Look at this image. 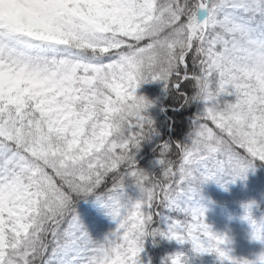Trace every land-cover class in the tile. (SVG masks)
<instances>
[{"label": "snow or ice", "instance_id": "1", "mask_svg": "<svg viewBox=\"0 0 264 264\" xmlns=\"http://www.w3.org/2000/svg\"><path fill=\"white\" fill-rule=\"evenodd\" d=\"M0 4V264H140L148 235L191 242L221 264H264L233 257L190 206L202 184L233 183L264 162V0ZM151 81L180 107L205 104L186 141L161 145L158 177L136 160L160 135L137 94ZM225 95L235 102L222 105ZM89 195L117 225L103 242L76 213ZM162 264L188 261L178 252Z\"/></svg>", "mask_w": 264, "mask_h": 264}, {"label": "rangeland", "instance_id": "2", "mask_svg": "<svg viewBox=\"0 0 264 264\" xmlns=\"http://www.w3.org/2000/svg\"><path fill=\"white\" fill-rule=\"evenodd\" d=\"M0 7H3V4H0ZM113 23L120 28L128 26L125 22L120 20H114ZM107 31V28L100 29L101 34L106 33ZM137 94L144 96L151 102L153 107H159L160 103H162V108L165 110L164 102L166 89L164 82L151 81L144 83L137 89ZM162 108L160 109V112H163ZM204 109L205 104L202 106L200 112L204 111ZM143 171L147 173L149 172V174L151 173L150 170L143 169ZM126 192L127 196L131 197L133 200L139 197V190L135 186L132 178L126 180ZM190 206L204 210L206 223L211 227V230L218 235H226L228 237V243L225 247L231 250L230 254L233 257H235L238 251V253H241L242 250L244 255L247 256L250 252L251 255H255L257 260L261 256H264V238L260 240L253 238L254 232L257 227H259L257 226V223H255V226L253 224V220L256 222V219H246V216L241 213L244 211L243 209L240 210V213H233L222 209L217 210L205 195L196 196L195 199L190 202ZM75 209L85 230L96 241L103 242L109 233L114 231L117 227L115 221L109 214V209L102 203L98 202L96 198H89V200L75 206ZM262 224H264V221ZM153 227H160L162 230H166V224H161L159 222L153 225ZM151 231L152 229L150 228L149 232ZM261 235L264 237V232H262ZM157 236L160 235H148L144 238V251L140 256V264H155L150 247L156 245ZM160 237L166 241L168 257L174 256L179 252V248L187 243L185 242L181 244L177 240H169L165 236ZM200 254L204 257L202 253Z\"/></svg>", "mask_w": 264, "mask_h": 264}, {"label": "trees", "instance_id": "3", "mask_svg": "<svg viewBox=\"0 0 264 264\" xmlns=\"http://www.w3.org/2000/svg\"><path fill=\"white\" fill-rule=\"evenodd\" d=\"M235 96H222L221 104L226 102H235ZM180 100L171 89L166 90L164 106L166 113L160 112V107H150L148 115L153 119L155 127L160 135L151 140L142 142L140 149L136 152L137 166L139 169L150 170L149 175H162V167L158 163L160 159L161 145L166 141L183 142L186 141L191 131L192 121L199 114L204 102H194L191 105L180 107ZM163 106V104H161ZM171 119H170V118ZM212 183H204L200 189H204ZM224 188H222L223 190ZM225 190V198L216 194L217 197L226 206H238L239 203H248L254 205L253 211L264 215V163L257 162L254 169L249 170L245 176L236 179L233 183H228ZM77 198L78 199H81ZM156 257L159 264L165 260L164 242L156 238ZM187 258L188 264H201L202 260L198 254L190 249L189 244L182 248V252ZM217 260L216 264H221L220 259L214 253L211 254Z\"/></svg>", "mask_w": 264, "mask_h": 264}, {"label": "clouds", "instance_id": "4", "mask_svg": "<svg viewBox=\"0 0 264 264\" xmlns=\"http://www.w3.org/2000/svg\"><path fill=\"white\" fill-rule=\"evenodd\" d=\"M73 7H75V6H73ZM85 35H89V33H85Z\"/></svg>", "mask_w": 264, "mask_h": 264}]
</instances>
